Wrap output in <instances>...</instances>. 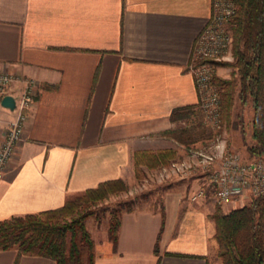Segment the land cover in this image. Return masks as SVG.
Masks as SVG:
<instances>
[{
	"label": "crops",
	"instance_id": "0c3cea01",
	"mask_svg": "<svg viewBox=\"0 0 264 264\" xmlns=\"http://www.w3.org/2000/svg\"><path fill=\"white\" fill-rule=\"evenodd\" d=\"M211 2L0 0V71L17 78L7 95L21 94L20 79L36 85L24 139L0 180V221L60 208L104 181L121 179L130 194L160 169L136 170V154L183 157L163 133L174 128V109L197 104L190 59ZM11 117L0 105V118ZM160 198L121 214L115 247L108 219L97 225L94 264H207L212 202L190 203L179 185ZM0 264L55 263L6 250Z\"/></svg>",
	"mask_w": 264,
	"mask_h": 264
},
{
	"label": "trees",
	"instance_id": "16d2710c",
	"mask_svg": "<svg viewBox=\"0 0 264 264\" xmlns=\"http://www.w3.org/2000/svg\"><path fill=\"white\" fill-rule=\"evenodd\" d=\"M233 1L236 10L229 22L233 71L227 80L216 79L215 85L226 119L236 97L243 105L247 101L251 104L247 152L250 157L264 160V0ZM190 114L200 115L194 106L183 107L174 109L170 120L180 121ZM163 134H172L177 142L186 145L209 132L201 124H194L177 134L172 130ZM174 158L175 152L169 149L136 154L135 169L142 165L148 169L161 168ZM127 191L128 186L121 179L104 181L95 188L68 196L60 208L1 220L0 251L15 250L19 256L45 257L55 264H94V242L85 221L90 216L97 218L99 212L108 208L107 235L115 247L120 216L133 207L128 202L110 208L102 203ZM210 218L215 223L216 256L222 264H264V195L227 214L217 209ZM154 253L158 254L157 245Z\"/></svg>",
	"mask_w": 264,
	"mask_h": 264
},
{
	"label": "built area",
	"instance_id": "2783aa9c",
	"mask_svg": "<svg viewBox=\"0 0 264 264\" xmlns=\"http://www.w3.org/2000/svg\"><path fill=\"white\" fill-rule=\"evenodd\" d=\"M212 15L199 34L192 55L195 57H213L217 51L225 47L227 39L220 31V23L228 20L234 13L230 0H212ZM199 97V109L207 122L218 129L217 97L208 85V69L201 64L191 69ZM17 78L0 71V100L7 95L10 85ZM24 83L21 94L14 98V108L9 110L12 117L0 118V180L4 178L8 164L17 147L22 143L27 121V111L35 99L36 85L30 79H20ZM211 145V144H210ZM205 147V146H204ZM200 149L203 147H199ZM212 149V146H208ZM212 154L203 150L189 151L188 163L172 162L159 169L160 178L167 179L173 175L186 177L191 172L202 171L201 178L189 194L191 203L204 200L209 194L218 203L250 199L264 195V160L260 158L245 159L240 153L224 149L219 143L213 146ZM215 153V154H214ZM216 153L219 163L216 164Z\"/></svg>",
	"mask_w": 264,
	"mask_h": 264
},
{
	"label": "rangeland",
	"instance_id": "374dc122",
	"mask_svg": "<svg viewBox=\"0 0 264 264\" xmlns=\"http://www.w3.org/2000/svg\"><path fill=\"white\" fill-rule=\"evenodd\" d=\"M234 11L236 10V6L233 0H230ZM212 13V8H211ZM212 15V14H211ZM210 15V16H211ZM234 13L228 18V20L220 23V31L225 36V39H227L225 43V47L222 48V50L217 51V53L213 57H197V56H191L190 59V70L193 68L195 69L201 64L206 65L208 71V85L211 88V91L215 93L218 103H217V112H218V118H219V127L218 129H215V127L212 126L210 122H207L202 111L199 109L198 103H199V97L198 91L196 90L198 101L195 106V112L199 113L197 117L190 114L189 117L183 119V120H176L173 122L174 128L172 131H175V134L177 132L179 133L183 129L190 127L194 124H201L205 129L208 130L209 134L205 136L204 138L196 141L191 142L188 144H182L184 146V155L180 159L175 158L172 159V162L179 163L180 161L188 163L193 158H189V151L193 150H203V152H207L212 154L214 152L213 146L217 143L221 145L224 149L232 150L237 153H240L242 156H244L245 159H252L253 157H250L247 152V147L250 144V122L252 118V108L251 104L247 101L244 105L238 100L236 97L233 102V107L231 109V113L229 115V118H225L222 112V99L220 92L218 88L216 87V79L220 80H227L230 78V74L233 71L232 67L230 66L231 63H233V57H232V33L229 28V22L232 19V16ZM192 72V70H191ZM193 74V73H192ZM195 84V83H194ZM224 116V117H223ZM167 137H171L173 139L174 136L172 134H167ZM176 140V139H175ZM174 140V141H175ZM211 144V145H210ZM205 146V147H204ZM212 146L211 148L207 147ZM203 147V148H199ZM171 150V149H169ZM174 151V150H172ZM175 152V151H174ZM176 154V153H175ZM215 154V153H214ZM215 162L216 164L219 163V154L216 153ZM170 162V163H172ZM159 170H157L156 173L150 174V177L145 176L144 180L140 182H134L130 185V194L122 193L119 196L110 197L106 202L102 203V205L110 207H116L120 203L128 202L132 205L133 208L135 207H144V206H151L153 204L158 205L160 202V197L162 194V190L170 188L172 185H179L182 188L183 192V198L185 200H188L189 194L192 192V190L195 188H192V184L196 186V182L194 181L197 178H201L202 171L198 172H191L186 177H179V175H173L167 179L160 178L159 176ZM172 182V183H171ZM195 182V183H194ZM129 190V189H128ZM253 198L250 199H244V200H237V201H228L225 203H218L215 200L212 199V197L208 194L204 200H201L202 202H205L206 204L211 203L213 205L212 212L208 216L209 218L214 214V212L219 209L222 214H227L231 210L236 208H241L245 205H248L250 201ZM155 201V202H154ZM198 201V202H201ZM191 203V202H190ZM197 203V202H196ZM109 209L107 208L105 211L99 212L97 215V218L95 216H90L86 219L85 225L87 222L88 228L87 231L90 233V236L94 242L93 235L96 237H99L100 229H95L97 225H99L101 222L104 224V219H108ZM211 219V218H210ZM214 222V221H213ZM215 224V223H214ZM99 227V226H98ZM102 230V229H101ZM94 232V233H93ZM215 240V239H214ZM216 242V241H215ZM217 253V242L216 246L211 250L209 260L207 264H222L220 259L216 256Z\"/></svg>",
	"mask_w": 264,
	"mask_h": 264
},
{
	"label": "water",
	"instance_id": "95a60500",
	"mask_svg": "<svg viewBox=\"0 0 264 264\" xmlns=\"http://www.w3.org/2000/svg\"><path fill=\"white\" fill-rule=\"evenodd\" d=\"M14 104V98L10 95H5L0 101V105L10 111L13 110Z\"/></svg>",
	"mask_w": 264,
	"mask_h": 264
}]
</instances>
